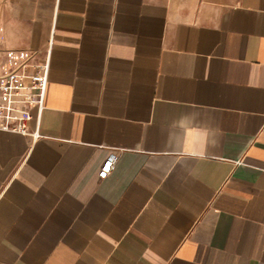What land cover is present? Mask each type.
I'll use <instances>...</instances> for the list:
<instances>
[{
    "label": "crops",
    "instance_id": "0c3cea01",
    "mask_svg": "<svg viewBox=\"0 0 264 264\" xmlns=\"http://www.w3.org/2000/svg\"><path fill=\"white\" fill-rule=\"evenodd\" d=\"M44 63L0 264H264V0H0V76Z\"/></svg>",
    "mask_w": 264,
    "mask_h": 264
},
{
    "label": "built area",
    "instance_id": "2783aa9c",
    "mask_svg": "<svg viewBox=\"0 0 264 264\" xmlns=\"http://www.w3.org/2000/svg\"><path fill=\"white\" fill-rule=\"evenodd\" d=\"M48 64L36 65L33 70L22 64L0 76V130L34 135L28 131L30 107L42 104L47 84ZM115 156L110 155L98 170L105 178L113 168Z\"/></svg>",
    "mask_w": 264,
    "mask_h": 264
}]
</instances>
